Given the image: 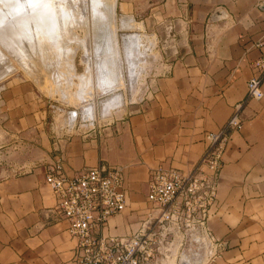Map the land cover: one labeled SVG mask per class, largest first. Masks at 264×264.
<instances>
[{
	"label": "crops",
	"instance_id": "1",
	"mask_svg": "<svg viewBox=\"0 0 264 264\" xmlns=\"http://www.w3.org/2000/svg\"><path fill=\"white\" fill-rule=\"evenodd\" d=\"M152 4L174 27L173 51L150 77L148 95L130 111L121 108L112 128L98 134L53 132L29 85L4 92L0 264H72L76 259L77 238L66 232L58 198L45 183L57 161L70 176L99 164L122 169L126 206L99 234L124 239L147 219L152 171H189L207 146L205 135L223 127L242 103L252 63L264 54V0ZM123 6L126 11L134 7L127 0ZM219 9L226 17L211 23ZM240 118L241 127L228 131L216 201L206 218L208 236L203 235L212 251L201 264H264V95L242 104ZM177 235L169 249L174 243L185 246L186 236Z\"/></svg>",
	"mask_w": 264,
	"mask_h": 264
},
{
	"label": "rangeland",
	"instance_id": "2",
	"mask_svg": "<svg viewBox=\"0 0 264 264\" xmlns=\"http://www.w3.org/2000/svg\"><path fill=\"white\" fill-rule=\"evenodd\" d=\"M70 1L71 0H65L64 4L68 5L70 10L72 7L76 8L75 17L69 15V21L73 22L75 25L71 22V24L69 22L67 23L69 24L67 28L70 29L69 34L73 36L69 35L71 39L61 40L62 51L61 48L58 49L54 44V41L57 39L56 35L52 34L51 37L48 35L47 39L49 42H46V44L50 45L51 48L55 50V53L53 50L50 54L48 57L49 59H43L40 57L42 56L40 55L41 53L39 54L37 52H35V54H37L35 57L33 52L35 49L32 45V47L30 46L29 52L30 55L32 53V57H34H31V62L34 63L27 65L28 68L15 62L12 54H10L11 56L8 55L11 62L13 61L10 64L11 66L9 65L7 68L8 71L5 70L6 68L4 67L0 68V74L5 71V75L4 73L0 75V128L3 124L4 112L2 109L5 100L4 92L11 86L27 84L31 87L32 92L36 94L37 101L43 104L46 112L45 121L48 123L50 130L52 129L53 132L54 130H62L68 133L79 132L82 134L95 131L98 134L100 129L103 130L107 127L112 128L117 121L115 115H120L119 111H121V108H125L126 106L128 108L127 111H130L132 106L137 105L148 95L150 91V77L159 73L161 64L167 62V58L170 57L174 47L171 38V32L174 27L164 21L163 10L155 9V6L152 4L154 2L159 3L161 0H155L154 2H152L153 0H127V2H131L134 6L132 11L125 10L123 6L124 0H103L104 2L100 5V12L96 13L90 9V7L92 8L90 0H81V2H79L80 0H76L77 3L73 0V3L68 4ZM78 2L79 7L76 5ZM106 2L109 3L107 4ZM83 3L84 8L82 7ZM103 3L106 4L103 5ZM110 3L112 5H110ZM106 5L109 8L105 7ZM103 6L106 9H111L112 13H110L112 16L109 15L110 13H107L108 10L102 9ZM101 10H106V14H103L105 11L102 12ZM100 14L103 17H101ZM107 14L112 18L111 20L107 17L105 18ZM91 15H93V17ZM91 17L93 18L92 22ZM98 17L99 19L100 17L102 18L100 19L101 22L97 21L96 18ZM103 19H106L105 22H103ZM96 21L98 23H96ZM108 21H110V24ZM105 23L107 30L105 29ZM96 25H98V27H95ZM104 34H110V40L109 37L104 36ZM105 37H107L106 39L109 40L110 43L105 42L107 41L104 40ZM50 38L53 41H51ZM98 42L100 44L102 42L101 48L102 51L104 49L105 52L103 53L100 51L101 55L100 52H97L101 49L100 47V49L98 48V45L100 46ZM95 43L97 44L95 45ZM105 43L108 44L106 45L107 47L103 45ZM29 44L31 45L30 42ZM94 47L99 50H96ZM68 48L71 49L69 50ZM109 51L112 52L110 53ZM112 53H115V55H112ZM102 57H104V60ZM40 58H42L41 61ZM107 59L109 62L111 59L113 60L110 62V64L112 63L111 65L107 63ZM99 60L102 61L101 64ZM61 61H63V63H61ZM53 64L54 66L52 67ZM55 65L56 68H54ZM59 65L60 67H57ZM105 67H107L109 71ZM112 68H114V70ZM107 73V78L110 81L106 79V82L104 79ZM53 74H55V76ZM56 74H58L59 77H57ZM109 74L111 76L112 74L115 75H113L114 77H110ZM60 76L63 79H61ZM99 76L100 78H98ZM66 78L68 82L64 81ZM110 78H112L114 82ZM52 79H54V81ZM97 82H100V85L96 84ZM101 83H103V85H101ZM104 83H108V86ZM81 87L82 89L86 87V92L82 90V92H85V95L81 92ZM77 91L82 94H79ZM71 110L77 111V116L74 119L70 116L69 112ZM177 234L178 233H176V235Z\"/></svg>",
	"mask_w": 264,
	"mask_h": 264
},
{
	"label": "built area",
	"instance_id": "3",
	"mask_svg": "<svg viewBox=\"0 0 264 264\" xmlns=\"http://www.w3.org/2000/svg\"><path fill=\"white\" fill-rule=\"evenodd\" d=\"M252 70L242 103L223 127L205 135L207 146L195 165L187 172L162 167L152 171L147 219L135 235L118 239L99 234L103 225L126 206L121 168L99 164L70 176L58 161L50 167L45 183L58 198L56 208L66 221V232L77 238L79 251L72 264L158 263L162 247L168 248V234L181 232L180 222L208 236L206 218L216 201L228 131L241 127V105L264 95V54L253 61Z\"/></svg>",
	"mask_w": 264,
	"mask_h": 264
},
{
	"label": "bare ground",
	"instance_id": "4",
	"mask_svg": "<svg viewBox=\"0 0 264 264\" xmlns=\"http://www.w3.org/2000/svg\"><path fill=\"white\" fill-rule=\"evenodd\" d=\"M65 1V0H64ZM64 1L63 0H0V68L1 67H4L6 68L5 70H7V68L9 67V65L13 62H11V60L9 59V56L10 54H12V57L14 59L15 62L19 63L20 65L22 66H25L26 68H28L27 65L29 64H33L31 62V57L33 56L32 53L30 55V52H29V49H30V46L32 47V45L34 46L33 49L34 51V56L36 57L37 54H35V52L37 53H41L40 57H42L43 59L44 58H47L49 59L48 57L50 56V54L53 52L54 49L51 48L50 45L46 44V42H49L47 37L49 35V37H51V35L55 34L57 39L54 41V44L55 46L58 47V49H60L62 46V43H61V40H68L69 35H72V34H69L70 33V29L67 28V24L68 22L70 23L71 21H69V15H71V17H75V10L76 8L75 7H72V9L70 10L68 8V5L67 4V1H66V4H64ZM76 2V0H74ZM73 0H71L70 2H68V4H71L74 2ZM83 1V0H82ZM86 1V0H85ZM91 1V6L92 8L90 7L91 11L93 10L95 13L96 12H100L99 9H100V5L102 2H104L103 0H90ZM106 1V0H105ZM81 2V0L79 1ZM79 2L78 4V7H79ZM77 3V2H76ZM107 3V2H106ZM105 3V4H106ZM109 3V2H108ZM107 3V4H108ZM81 4V3H80ZM103 3V5H105ZM66 5V6H65ZM110 5H112L110 3ZM109 5V6H110ZM71 6V5H70ZM69 6V7H70ZM75 6V5H74ZM84 6V3L82 4V7ZM107 8H109L107 5L105 6ZM84 8V7H83ZM104 8V6L102 7V9ZM112 8V6H111ZM79 9V8H77ZM106 9V8H104ZM108 10L107 13L109 14L110 12L112 13L111 9H106ZM106 10H103L105 11V13L103 14H106ZM102 11V10H101ZM102 11V12H103ZM111 13L109 14L110 16ZM91 14V13H90ZM107 14V16H105V18H109V20H111L112 18L109 17V15ZM101 15V14H100ZM93 17V15H91ZM91 17V18H92ZM101 17H103L101 15ZM100 17V19H102ZM95 18V17H94ZM98 22H101V20L98 18H96ZM93 18L91 19V22H92ZM104 20V19H103ZM102 20V21H103ZM106 20V19H105ZM105 20L103 22H105ZM76 21V20H74ZM95 21V19H94ZM96 21V23H98ZM112 22V21H111ZM72 24H74L73 22H71ZM70 23V24H71ZM108 23L110 24V21H108ZM95 24V23H93ZM103 24V23H102ZM121 24V23H120ZM75 25V24H74ZM70 26H73V25H70ZM100 26V25H99ZM109 26V25H108ZM95 27H98V25H96ZM94 27V28H95ZM105 27H106V23H105ZM109 28V27H108ZM107 30V27L105 28ZM72 30V28H71ZM69 31V32H68ZM73 33V32H72ZM109 33V32H108ZM107 34V33H105ZM104 36H107L109 37V40H110V34L109 35H105ZM75 35V34H74ZM73 36V35H72ZM129 36V35H128ZM132 36V35H130ZM105 37L104 40H107ZM133 37V36H132ZM137 38V37H136ZM51 39V38H50ZM71 39V38H70ZM107 40L105 42H109L110 41ZM51 41H53L51 39ZM71 41V40H70ZM112 41V39H111ZM115 41V40H113ZM29 42L31 43V45L29 44ZM100 42V41H99ZM98 42V43H99ZM104 42V41H102ZM101 42V44H102ZM65 43H68V42H65ZM70 44V43H69ZM97 43H95L96 45ZM100 44V43H99ZM101 44L100 46L98 45V48L100 47L101 48ZM63 45H66V44H63ZM103 45H108V44H103ZM115 45V44H114ZM69 46V45H68ZM107 47V46H106ZM130 47V46H129ZM63 48L65 49V47L63 46ZM95 48V47H94ZM98 48H95L96 50ZM99 48V49H100ZM111 48V47H110ZM115 48V46H114ZM113 48V49H114ZM57 49V48H56ZM57 49V50H58ZM69 49V48H68ZM71 49V48H70ZM69 49V50H70ZM98 49V50H99ZM106 49V48H105ZM108 50H110L109 48H107ZM130 49V48H129ZM61 51H62V48H61ZM65 51V50H64ZM102 51V48L97 51V52H100ZM96 52V51H95ZM96 52V53H97ZM103 53L104 52V49L102 51ZM106 52L108 53V51L106 50ZM110 52V51H109ZM112 52V51H111ZM110 52V53H111ZM114 52V50H113ZM9 53V54H8ZM54 53H55V50H54ZM57 53V52H56ZM59 53V52H58ZM65 53V52H64ZM57 55V54H56ZM64 55V54H63ZM66 55V54H65ZM100 55H101V52H100ZM106 55V54H105ZM112 55H115V53H112ZM11 56V55H10ZM61 56V55H60ZM99 56V55H98ZM52 57V56H51ZM100 57V56H99ZM105 57V56H104ZM104 57H102V59L104 60ZM109 57V56H107ZM113 57V56H112ZM110 57V58H112ZM34 58V57H32ZM40 58V61L41 59ZM59 58V57H58ZM97 58V57H96ZM101 58V57H100ZM55 59H56V56H55ZM64 59V58H63ZM33 60V59H32ZM51 60V59H50ZM53 60V59H52ZM58 60V59H57ZM56 60V61H57ZM60 60V59H59ZM106 60V59H105ZM110 60V59H109ZM45 61V60H44ZM66 61V60H65ZM100 64H101V60H99ZM108 61V59H107ZM113 60L111 59L110 62H112ZM14 62V63H15ZM106 62V61H105ZM104 62V64H105ZM110 62L108 61L107 63L110 64ZM54 63V62H52ZM61 63H63V61H61ZM50 64V63H49ZM57 64V63H56ZM116 64V63H115ZM14 65V64H13ZM19 65V66H20ZM48 65V64H47ZM51 65V64H50ZM103 65V64H102ZM11 66V65H10ZM46 66V65H45ZM54 66V64L52 65V67ZM106 66V65H104ZM114 66V65H113ZM24 67V68H25ZM33 67V66H32ZM57 67H60L57 66ZM100 67V66H99ZM98 67V68H99ZM13 68V67H11ZM23 68V67H22ZM34 68V67H33ZM56 68V65L55 67ZM108 71H109V66L108 68L105 67ZM60 69V68H59ZM62 69V68H61ZM88 69V68H87ZM99 69H102V68H99ZM104 69V68H103ZM114 70V68H112ZM111 69V70H112ZM117 69V67H116ZM10 70V69H9ZM110 70V71H111ZM2 71V70H1ZM4 71V69H3ZM8 71V70H7ZM30 71V70H29ZM34 71V70H33ZM61 71V70H60ZM100 71V70H99ZM58 72V71H57ZM107 72V71H106ZM115 72V71H114ZM4 73L5 75V71L2 72L0 75H2ZM31 73V72H30ZM61 73V72H59ZM58 73V74H59ZM109 73V72H108ZM108 73L106 74V77L104 80H109L107 78V75ZM112 73V72H111ZM110 73V74H111ZM8 74V73H7ZM35 74V73H34ZM57 75V77H59ZM64 74V73H63ZM62 74V75H63ZM109 74V75H110ZM55 76V74H53ZM102 75V74H100ZM115 75V74H112V76ZM32 76V75H31ZM53 76V77H54ZM72 76V75H71ZM110 75V77H112ZM2 77V76H1ZM61 77V76H60ZM114 77V76H113ZM100 78V76L98 77ZM103 78V77H102ZM55 79V77H54ZM54 79H52L54 81ZM61 79H63L61 77ZM112 81L113 79L110 78ZM116 79V78H115ZM57 80V79H56ZM55 80V81H56ZM68 79L66 78L64 81H67ZM98 80V79H97ZM101 80V79H100ZM106 80V82H107ZM110 81V80H109ZM108 81V82H109ZM57 82V81H56ZM55 82V83H56ZM68 82V81H67ZM114 82V81H113ZM112 82V83H113ZM111 83V84H112ZM58 84V83H57ZM63 84V83H61ZM96 84H99L100 85V82L96 83ZM105 84V83H104ZM108 84V83H107ZM105 84V85H107ZM60 85V83H59ZM66 85V84H65ZM71 85V84H69ZM101 85H103V83H101ZM57 86V85H56ZM108 86V85H107ZM61 87V86H60ZM66 87V86H64ZM68 87V86H67ZM109 87H110V84H109ZM57 88V87H56ZM55 88V89H56ZM59 88V86H58ZM62 88V87H61ZM69 88V87H68ZM86 87H84L82 89V87L80 88L81 89V92L82 90H86L85 89ZM105 88V87H103ZM111 88V87H110ZM66 89V88H65ZM58 90V89H57ZM62 90V89H60ZM59 90V91H60ZM101 90V89H100ZM63 92V91H62ZM79 93V91H77ZM86 92V91H85ZM85 92H82L84 95H85ZM66 93V92H65ZM69 93V92H68ZM67 93V95H68ZM82 93H79V94H82ZM77 94V93H76ZM74 94V95H76ZM66 95V94H64ZM66 95V96H67ZM70 96V94H69ZM68 96V97H69ZM83 96V95H82ZM65 97V96H64ZM79 97V96H78ZM81 97V96H80ZM66 98V97H65Z\"/></svg>",
	"mask_w": 264,
	"mask_h": 264
},
{
	"label": "water",
	"instance_id": "5",
	"mask_svg": "<svg viewBox=\"0 0 264 264\" xmlns=\"http://www.w3.org/2000/svg\"><path fill=\"white\" fill-rule=\"evenodd\" d=\"M225 17L224 11L219 9L210 16V22H216ZM69 113L72 119L76 118L77 111L71 110ZM180 231L186 236L185 246L180 248L181 245L174 243L170 249L165 250L162 247V259L155 264H201L205 256L211 254L210 242L199 231L186 227L183 222H180ZM167 239L170 242L174 239L177 241L178 236L168 234Z\"/></svg>",
	"mask_w": 264,
	"mask_h": 264
}]
</instances>
